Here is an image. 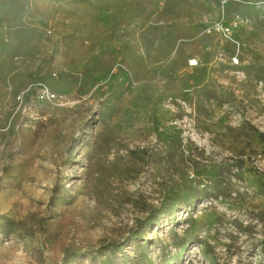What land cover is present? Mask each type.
<instances>
[{
	"label": "rangeland",
	"instance_id": "374dc122",
	"mask_svg": "<svg viewBox=\"0 0 264 264\" xmlns=\"http://www.w3.org/2000/svg\"><path fill=\"white\" fill-rule=\"evenodd\" d=\"M0 264H264V0H0Z\"/></svg>",
	"mask_w": 264,
	"mask_h": 264
}]
</instances>
